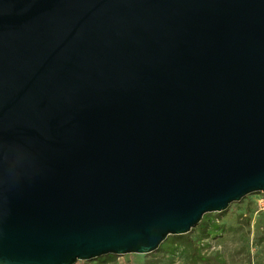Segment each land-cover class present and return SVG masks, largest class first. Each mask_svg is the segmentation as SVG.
I'll return each instance as SVG.
<instances>
[{
	"label": "water",
	"instance_id": "95a60500",
	"mask_svg": "<svg viewBox=\"0 0 264 264\" xmlns=\"http://www.w3.org/2000/svg\"><path fill=\"white\" fill-rule=\"evenodd\" d=\"M264 194V0H0V264L149 255Z\"/></svg>",
	"mask_w": 264,
	"mask_h": 264
},
{
	"label": "rangeland",
	"instance_id": "374dc122",
	"mask_svg": "<svg viewBox=\"0 0 264 264\" xmlns=\"http://www.w3.org/2000/svg\"><path fill=\"white\" fill-rule=\"evenodd\" d=\"M263 202L264 194L255 193L233 203L224 213L212 214L219 216L217 223L221 229L202 241L203 254L218 255L227 264H264ZM190 234L193 240L200 238V230L196 228ZM189 260L190 248L181 245L174 254L157 251L149 255L119 256L107 263L97 259L78 264H188Z\"/></svg>",
	"mask_w": 264,
	"mask_h": 264
},
{
	"label": "trees",
	"instance_id": "16d2710c",
	"mask_svg": "<svg viewBox=\"0 0 264 264\" xmlns=\"http://www.w3.org/2000/svg\"><path fill=\"white\" fill-rule=\"evenodd\" d=\"M219 216L212 214L205 215L202 222L196 228L200 230V238L193 240L191 234L170 237L158 251H164L169 254H174L181 245H186L190 248V260L188 264H227L220 256H206L203 254L202 241L210 238L213 233L221 229L217 223ZM247 225L250 221L247 220ZM117 256H108L107 258H100V262H110L116 259Z\"/></svg>",
	"mask_w": 264,
	"mask_h": 264
},
{
	"label": "built area",
	"instance_id": "2783aa9c",
	"mask_svg": "<svg viewBox=\"0 0 264 264\" xmlns=\"http://www.w3.org/2000/svg\"><path fill=\"white\" fill-rule=\"evenodd\" d=\"M263 206H264V202H263V204H262Z\"/></svg>",
	"mask_w": 264,
	"mask_h": 264
},
{
	"label": "crops",
	"instance_id": "0c3cea01",
	"mask_svg": "<svg viewBox=\"0 0 264 264\" xmlns=\"http://www.w3.org/2000/svg\"><path fill=\"white\" fill-rule=\"evenodd\" d=\"M78 263H79V262H78ZM78 263H77V264H78ZM84 263H87V262H84Z\"/></svg>",
	"mask_w": 264,
	"mask_h": 264
}]
</instances>
